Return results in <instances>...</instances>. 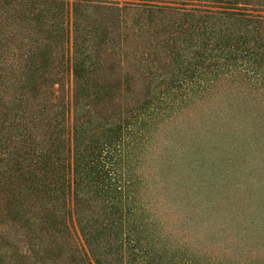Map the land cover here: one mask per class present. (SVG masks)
Listing matches in <instances>:
<instances>
[{
	"label": "trees",
	"instance_id": "obj_1",
	"mask_svg": "<svg viewBox=\"0 0 264 264\" xmlns=\"http://www.w3.org/2000/svg\"><path fill=\"white\" fill-rule=\"evenodd\" d=\"M263 9L264 0H0V264H264V244L240 258L253 252L241 231L248 207L219 229L199 198L215 186L228 201L202 171L221 155L222 176L243 178L238 197L264 221L263 116L240 122L249 110L229 103L239 128L220 154L205 142L208 158L205 135L191 134L185 222L169 219L174 207L144 160L162 120L221 80L232 99L264 89ZM69 75L70 98L60 92ZM71 220L86 254L71 247ZM214 223L219 236L241 234L238 257L190 234Z\"/></svg>",
	"mask_w": 264,
	"mask_h": 264
},
{
	"label": "rangeland",
	"instance_id": "obj_2",
	"mask_svg": "<svg viewBox=\"0 0 264 264\" xmlns=\"http://www.w3.org/2000/svg\"><path fill=\"white\" fill-rule=\"evenodd\" d=\"M260 14L264 15V9L259 11ZM63 85L60 89V92L63 96H67L70 98L72 93V78L71 76H67L63 79ZM226 81L221 80L218 87L212 92H209V95L205 98H201L196 100L195 103L189 105V107L181 113L173 114L170 118H164L160 123V128L157 134L154 135L153 139L149 141L147 146V151L145 152V161L147 165H155L156 168V177L163 182V191H165V201L169 202L171 207H174L175 216L170 217L169 219L175 221L179 219L181 222H185V215L188 212H192V204L193 200L190 201V198L193 199L192 190L189 187L187 182V168L192 159L195 160L196 155V144H194L189 137L192 133L196 134L197 132L203 133L205 136L200 143L199 146H203V155L205 157H209L208 150L205 148V142L209 145L214 144L218 150L216 153L220 154V149L227 150V146L234 139L232 138V130L235 128H239L237 125L240 122H245L246 120H251L252 117H256L257 120L260 116L264 117V89L259 90L254 94V98L249 96L238 95L237 98L232 99L233 94L228 93L227 89H225L228 85L225 83ZM211 94V95H210ZM244 98V101L243 99ZM235 102V103H234ZM204 105H203V104ZM234 104L233 107L240 106L242 110L246 108L249 110L248 115L243 118H240V122L234 118L235 109H229L228 104ZM204 111H208L211 114L213 120L207 121L205 123ZM69 124V133L71 131L70 125L71 121H68ZM220 127L225 130L226 133L223 134V131L220 130ZM206 134H205V133ZM214 154V153H213ZM212 154V155H213ZM221 155L216 158L214 155L209 157L210 164L206 166L202 171L207 173L211 180L216 182V186L219 191H226L225 194L229 196L228 201H221L220 198L215 197L217 193L214 192V188L211 187L202 188L199 190V198L202 201V205L204 202L207 204L209 209L214 210V217L219 223V229L223 228V222H227L228 224H237L239 222L234 210L237 208L239 210L245 209L247 212H250L247 220V229L242 228V235L248 236L246 239L249 240L247 245L245 246V251L248 249H253L250 255L243 254L240 256L241 260L249 261L251 258H256L255 249L257 247H262L264 244V237L262 232H264V221L259 220V216L257 217L251 210L253 209L252 199L242 200L240 197H243V191L241 189L243 178L238 174L227 173V175H223V161L220 160ZM185 159L183 160V158ZM215 157V158H214ZM168 158H172V162L170 166L167 163L170 160ZM198 158H200V154H198ZM144 169V166H143ZM145 170V169H144ZM147 170V168H146ZM145 170V171H146ZM221 177V179H219ZM224 178L225 180H223ZM258 179V178H257ZM212 181V182H213ZM226 184H239L237 190L233 187L230 189V192H227ZM220 185V186H219ZM264 185V184H260ZM254 190H256L254 188ZM242 191V192H241ZM218 195V194H217ZM240 195V197H238ZM220 196V195H219ZM158 200V199H157ZM199 200V201H200ZM200 201V202H201ZM226 209V210H225ZM223 211L221 215L216 214L219 211ZM220 211V212H221ZM264 215V214H263ZM237 217V218H236ZM236 218V219H235ZM204 222V217L202 218ZM257 219L259 224L257 223ZM214 223L212 229L208 228V231H203L200 228L194 226L190 234L193 237H197V240L203 241L206 244H209L214 251L223 255L228 253L230 255L237 256V253H242V245H244V241L241 243L239 241L240 238H243L240 233H235V231L227 229L226 232H216L220 231L218 229V224ZM208 226L209 223H206ZM237 226V225H235ZM71 227V239L70 244L71 247H75L77 252L79 251L81 254L87 253L86 246L82 239V236L78 230L77 225L73 220L70 221ZM224 229V228H223ZM260 232H256L255 230H260ZM212 232L214 233L211 238ZM229 236L230 240H226V236ZM232 236V237H231ZM192 241H197L194 238H190ZM228 245V246H227ZM264 250V249H263ZM233 251V252H232ZM235 259V257H233ZM227 259V257H224Z\"/></svg>",
	"mask_w": 264,
	"mask_h": 264
}]
</instances>
